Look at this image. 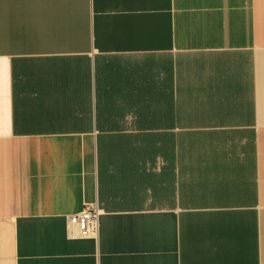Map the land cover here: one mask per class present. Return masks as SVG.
Listing matches in <instances>:
<instances>
[{
  "label": "crops",
  "instance_id": "1",
  "mask_svg": "<svg viewBox=\"0 0 264 264\" xmlns=\"http://www.w3.org/2000/svg\"><path fill=\"white\" fill-rule=\"evenodd\" d=\"M0 264H264V0H0Z\"/></svg>",
  "mask_w": 264,
  "mask_h": 264
},
{
  "label": "built area",
  "instance_id": "2",
  "mask_svg": "<svg viewBox=\"0 0 264 264\" xmlns=\"http://www.w3.org/2000/svg\"><path fill=\"white\" fill-rule=\"evenodd\" d=\"M98 208L88 206L77 215L69 217L67 233L71 238L92 237L98 232Z\"/></svg>",
  "mask_w": 264,
  "mask_h": 264
}]
</instances>
